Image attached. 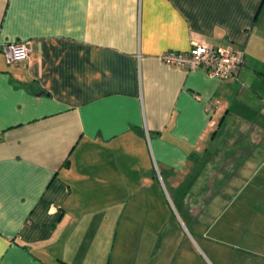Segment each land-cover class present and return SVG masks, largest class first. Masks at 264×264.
<instances>
[{
	"label": "crops",
	"instance_id": "1",
	"mask_svg": "<svg viewBox=\"0 0 264 264\" xmlns=\"http://www.w3.org/2000/svg\"><path fill=\"white\" fill-rule=\"evenodd\" d=\"M8 41L29 53L0 51V264H106L123 184L154 177L151 162L162 178L193 171L201 153L209 206L195 212L229 200L225 233L257 215L264 237V0H0ZM192 42L245 62L220 79L159 60ZM218 132L232 148L206 145ZM239 179L251 195H235Z\"/></svg>",
	"mask_w": 264,
	"mask_h": 264
},
{
	"label": "rangeland",
	"instance_id": "2",
	"mask_svg": "<svg viewBox=\"0 0 264 264\" xmlns=\"http://www.w3.org/2000/svg\"><path fill=\"white\" fill-rule=\"evenodd\" d=\"M216 143L220 150L232 148L227 140L220 138L219 132L206 145L210 148ZM209 157L204 153L191 156L194 159L192 165L196 166L194 170L172 171L169 178H162L151 162L153 169L150 167V171L154 177H147L141 171L137 173L138 178L134 174L131 183L123 184L121 211L117 214L120 218L116 221L117 231L108 237L106 264H258L264 252V237L261 231H257L261 217L247 218L251 223L239 231L234 219V228L225 233L226 220L223 218L227 214L232 217L231 212L237 207L235 203L228 200L229 203L218 204L217 213L225 212L219 214L222 216L216 214V210L212 214L209 211L208 214L195 212L196 208L206 206L196 198L201 196L199 193L196 195V184L200 187L205 185ZM207 160L209 163L195 182V177L192 178L196 170ZM225 169L219 171L224 179ZM231 170L232 175H243L238 164ZM162 174L165 175V172L162 171ZM239 181L234 194L239 197L251 195L256 188L254 181L245 184V179ZM255 206L257 204H248L246 209ZM114 222L104 221L100 231L108 234V230L114 228Z\"/></svg>",
	"mask_w": 264,
	"mask_h": 264
},
{
	"label": "built area",
	"instance_id": "3",
	"mask_svg": "<svg viewBox=\"0 0 264 264\" xmlns=\"http://www.w3.org/2000/svg\"><path fill=\"white\" fill-rule=\"evenodd\" d=\"M0 51L6 63L14 64L28 57L29 42L8 41L1 44ZM158 58L166 65L183 67L187 71L201 69L206 76L220 79L233 77L245 62L240 50L197 42H192L185 51H164Z\"/></svg>",
	"mask_w": 264,
	"mask_h": 264
},
{
	"label": "flooded vegetation",
	"instance_id": "4",
	"mask_svg": "<svg viewBox=\"0 0 264 264\" xmlns=\"http://www.w3.org/2000/svg\"><path fill=\"white\" fill-rule=\"evenodd\" d=\"M202 205H206V206H202V207L205 208V209L208 207L207 204H203V203H202ZM205 214H208V212H206ZM209 214H210V212H209Z\"/></svg>",
	"mask_w": 264,
	"mask_h": 264
}]
</instances>
